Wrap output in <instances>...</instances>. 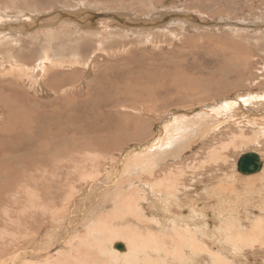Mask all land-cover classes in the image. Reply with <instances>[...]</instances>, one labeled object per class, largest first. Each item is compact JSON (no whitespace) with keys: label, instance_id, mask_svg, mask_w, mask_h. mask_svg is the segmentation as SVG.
<instances>
[{"label":"bare ground","instance_id":"1","mask_svg":"<svg viewBox=\"0 0 264 264\" xmlns=\"http://www.w3.org/2000/svg\"><path fill=\"white\" fill-rule=\"evenodd\" d=\"M171 9H162L164 11L158 15L148 18L117 14L115 20L118 22L114 24L123 30V34L152 30H164V33L174 25L197 30L202 26L219 29L224 25L223 30H236L235 23L220 22L223 24L220 25L216 19L197 21L199 19H195V12L190 8ZM88 10L83 6L48 10L44 16L50 21L38 19L43 13L30 11L36 16L31 17L18 11L24 20L20 16L21 22H17L19 17L15 18L16 28L8 24L11 21L0 11V49L5 48L0 50V84L3 79L9 80L0 88V104L8 112L2 113L0 118V221L6 223L0 228V264H247L251 259L263 264L264 75L261 78L259 74V77H253L247 73L252 59L250 47L247 49L236 41L225 43L214 38L212 42L221 54L215 48L214 52L223 56L216 55L217 60L213 62L218 70L212 71L215 66L207 69L208 76H188V68L180 59L175 70L170 72L174 78L171 75L159 78L156 74L136 75L135 81L143 78L148 79V83L135 87V84H124L128 81L124 82L122 76V85L112 86L114 95L110 96L111 91L104 95L106 89H101L104 90L102 94L93 84L106 82L105 75L102 79L97 76L101 68L96 67V61L105 52L102 48L108 30L103 33L102 29L108 26L105 15L100 19L106 23L101 20L93 23L90 18L96 17V13ZM167 16L170 21L164 24ZM216 16L222 15L217 13ZM57 20L63 21L68 28L73 27L70 34L76 36L73 43L79 38L84 39L81 49L68 41L69 46L62 45L59 41L63 39L58 35L54 38L59 40H56L59 47L54 45L56 52L46 38L47 43L36 61L26 60L27 54V58L20 61L13 56V47L9 46H16V40L13 44L8 40L13 33L29 36L37 28L43 31L45 27L40 28L41 22L47 25L52 21L55 24ZM256 23L254 26L260 29L261 25ZM154 24L158 27L153 29ZM239 24L237 26L250 25H246V21ZM86 25L97 28H85ZM181 28L179 30L183 31ZM253 29L256 31L257 28ZM111 32L115 36L116 31ZM91 37L96 38L93 41L96 49L89 56ZM258 49L255 50L261 52ZM117 53L112 50L105 59L122 55ZM116 68L117 65L104 69L113 73ZM79 69L83 74L80 78L74 79L73 73H67V70ZM242 73L247 75L241 77ZM90 74L93 79L89 78ZM234 74L238 76L237 82L225 86L228 90L220 91L221 88L217 90L220 85L209 84V80L217 75L218 81L225 83L229 79L227 76ZM168 85L177 93L187 90L193 94L189 96L190 101H186L187 96H181L187 104L177 108L188 110L215 100L219 105L202 106L200 112L194 111L196 114L193 111L168 113L171 107L167 105L169 110L164 107L162 111L158 110L153 102L154 93L155 96L163 94L166 102L174 98L168 95L171 90ZM29 91L34 93L30 95ZM245 93V96H237L239 101L228 100L231 95ZM32 96L36 102H32ZM60 103L67 107L60 109ZM119 109L125 111L119 112ZM160 125L162 128L159 129ZM155 126L158 130H154ZM240 150L252 151L251 154L258 157L260 170L249 175L239 173L238 160L248 154L241 153L236 163L237 174L233 159ZM259 150L262 154L257 152ZM110 165L113 166L111 172L102 174V168ZM65 187L68 194L64 192L65 197L59 203L56 198L60 196L55 195L53 199V193L56 191L55 194L61 195ZM17 204H21L20 215L14 217L9 208L15 209Z\"/></svg>","mask_w":264,"mask_h":264},{"label":"rangeland","instance_id":"2","mask_svg":"<svg viewBox=\"0 0 264 264\" xmlns=\"http://www.w3.org/2000/svg\"><path fill=\"white\" fill-rule=\"evenodd\" d=\"M5 1V2H4ZM7 1V2H6ZM10 1V2H9ZM31 1V3H29ZM47 1H49V5L47 4ZM132 1V2H131ZM155 1V2H154ZM156 1H158V0H134V2H133V0H44V2H42V0H41V3H40V0H0V8H2V10H0L1 11V14L4 16V17H6V18H9V21H11L10 23H8L10 26H12V28H16L15 27V25L17 24V22L21 19L20 18V16L22 17L23 15H21V14H27V15H29V16H31V17H36V16H34V14H32L31 12L34 10L35 11V13H39V14H42V15H40V16H38V17H41V18H38V19H47L48 17H46V16H44V14L46 13V11L48 12V10L49 11H51V10H53V9H55V10H64L65 9V7L66 8H73V7H78V6H83L84 8H86L87 10L88 9H90L91 8V10H88V11H94V12H92L93 14H95L96 15V17L95 16H92L90 19H91V21H93V23H98L100 20L101 21H103V22H105L104 20H106V24L105 25H107L108 26V28H104L103 27V29L102 30H104L103 31V33H105L106 32V30L105 29H107L108 31L106 32V42H105V44L103 45V43H102V45H103V50H105V52H103V54L101 55L102 57H100V58H98L97 59V61H96V63L98 64L96 67H100L101 69L99 70V72H98V74H97V76L98 75H100L99 76V78H101L102 79V77H103V75H105L106 76V82L105 83H103L102 85L101 84H99V85H96L95 83L93 84V87H98V89H99V91L101 92H103L105 89V91H104V95H107L108 93H110V91H111V94H110V96H113L114 94H113V91H114V89H112V86H114L115 85V87L117 86V85H119V84H121V82L123 83V80H124V82H127V83H124V84H128V83H130V86H133L134 84L136 85H134L135 87H137L138 86V84L140 85V86H142L143 87V84H146L147 85V83H148V79H143V78H140V80L141 81H135V76L137 75H141V77L142 76H144V75H153V74H156L157 75V77L159 78L161 75H165V76H167V75H171L172 77L174 76V75H172L171 73L175 70V68H176V66H177V63H179V61H180V59L181 60H183L184 62H185V67L186 68H188L187 70L188 71H186L187 73H188V76H195V77H197L198 75H200V76H208V71H207V69H213L214 68V66H215V68H214V70H212V71H216V70H218V68H217V65H216V62H213V61H216L217 60V58H216V55H218L219 53L221 54V52L217 49V47L214 45L215 43L214 42H212V40L214 39V40H218V41H225V43L227 42H229L230 43V41L231 42H235V43H240L241 44V46H246V48L248 49L249 47V51L251 50V55H252V59L250 60V67H249V69H250V71L248 72V70H247V73H250L253 77H254V75H257L258 76V74H259V76H261V78H262V76L264 75V69L262 68L263 66H264V60L263 59H260V58H264V51H262V50H264V44H263V41H264V10L262 9V11H260L261 10V8H264V0H250L251 1V3L253 4V7H250L252 4H250L249 2V0H183V1H181V0H159L158 2H161V3H159L158 4V2H156ZM173 3H172V2ZM253 1V2H252ZM255 1V2H254ZM2 2V3H1ZM35 2H37V3H35ZM46 2V3H45ZM77 2H80V3H77ZM145 4H144V3ZM261 2V3H260ZM13 3H15V4H13ZM44 5H47V6H44ZM50 3H52V4H50ZM55 3V4H54ZM155 3L157 4V5H155ZM176 3V4H175ZM185 3V4H184ZM189 3V4H188ZM10 4L12 5V6H10ZM33 4V7H31V5ZM36 4V5H35ZM38 4V5H37ZM150 4V5H149ZM175 4V5H174ZM258 6H257V5ZM263 4V5H262ZM7 5V6H6ZM14 5V6H13ZM57 5V6H56ZM131 5V6H130ZM148 5V6H147ZM159 5H162V7L161 6H159ZM166 5H169V6H167V9H168V7H169V9L170 8H172L171 10H175L176 9V7L177 8H185V9H188V8H190L189 10H193L195 13H193V16L195 17V19H199V20H197V21H200V20H202V21H210V20H212V19H216L215 21H216V23H224V22H227V23H230V24H233V23H235V25L237 26V25H240L239 23L241 22V23H244L245 21H246V25H249V27H241V26H235V31H227L225 28H224V30L222 29L223 27H224V25L223 24H221L220 23V25H223L222 26V28H212V27H209V26H202V28L201 29H198L197 30V28L195 29L194 27H188V28H190V29H188L187 27V29L186 28H181V27H179L178 25H174V26H169L168 28H167V30H165V32L163 33V31L161 32V31H159V30H152V31H149V33L150 32H154L153 34L152 33H147L148 31H142V32H140V33H130V32H125L124 34L125 35H127V37L123 34V30L121 29V28H119L116 24H114L117 20H115L117 17H116V15L118 14V15H127V16H129V17H131V18H148L149 16L151 17L152 15H154V16H156V15H158L161 11H166L167 9L166 8H164V7H166ZM172 5L173 6H175V9H173L174 7H172ZM259 5H261V6H259ZM3 6H4V8H3ZM8 6H10V7H8ZM49 6V7H48ZM61 6V7H60ZM85 6H87V7H85ZM89 6V7H88ZM159 6V7H158ZM186 6V7H185ZM27 7V8H26ZM33 8V9H31V8ZM46 7V8H45ZM48 7V8H47ZM116 7V8H115ZM158 7V8H157ZM188 7V8H187ZM248 7V8H247ZM250 7V8H249ZM260 7V8H259ZM10 8V9H9ZM12 8V9H11ZM38 8V9H37ZM44 9V11L42 12H40V10H43ZM61 8H63V9H61ZM102 8V9H101ZM164 9V10H162V9ZM253 8V9H252ZM256 8H259L260 10H258V9H256ZM21 9V10H20ZM24 9V10H23ZM101 9V10H100ZM107 9V10H106ZM120 9V10H119ZM133 9V10H132ZM146 9V10H145ZM151 9V10H150ZM160 9V11H158ZM255 9V10H254ZM6 12H5V11ZM20 10V11H19ZM26 10H28V11H26ZM39 11V12H36V11ZM150 10V11H149ZM9 11V12H8ZM19 11V12H18ZM31 11V12H30ZM33 11V12H34ZM97 11H98V13H97ZM149 11V12H148ZM152 11V12H151ZM153 11H154V13H153ZM192 11V12H193ZM21 13V14H18V13ZM26 12V13H25ZM103 12H105V13H103ZM119 12V13H118ZM127 12V13H126ZM147 12H148V14H147ZM260 12V13H259ZM4 13V14H3ZM17 13V14H16ZM122 13V14H121ZM125 13V14H124ZM146 13V14H145ZM151 15H150V14ZM218 13V15H222V16H216V14ZM7 14V15H6ZM49 14V13H48ZM84 14V13H83ZM99 14V15H98ZM111 14H113V16L111 15ZM114 14H115V16H114ZM47 15V14H46ZM106 17H105V16ZM141 15H143V17H141ZM224 15V16H223ZM17 16V17H16ZM44 16V17H43ZM103 18V16H104V20L103 19H100L101 17ZM146 16V17H145ZM200 16H202L201 18H200ZM226 16H227V18H226ZM10 17H11V19H10ZM19 17V19L17 20V22L15 21L16 19L15 18H18ZM96 19H95V18ZM97 17H98V21H97ZM111 17V18H110ZM212 17V18H211ZM217 17V18H216ZM226 19H225V18ZM110 18V19H109ZM221 18V19H220ZM107 19H109V20H107ZM223 19V20H222ZM263 19V20H262ZM24 20V18L22 17V21ZM48 20L50 21L51 19H49L48 18ZM94 20H96V21H94ZM165 21H164V24H167L168 23V21H170V19H169V17L167 16L165 19H164ZM167 20V21H166ZM219 20H221V21H219ZM228 20V21H227ZM233 20H236V21H233ZM252 20V21H251ZM111 21V22H110ZM230 21H232V22H230ZM239 21V22H238ZM251 21V22H250ZM257 23H256V22ZM16 22V23H15ZM20 22H21V20H20ZM57 23H55V24H53V21L52 22H48V28H50V27H52L53 26V28H55V29H53V28H50V29H48L47 28V25H45L46 24V22L45 23H43V22H41L40 23V25L42 26V27H40V28H44L43 29V31L40 29L39 30V28H37L36 30H39V31H36L35 30V32H34V30L32 31V32H34V33H32L31 32V34L28 36V35H24L23 33H21V35L19 34V33H13L11 36H10V38H8V40H12V43L11 44H13V42H14V40H16L15 41V44H16V46H9L10 48H12L13 47V56H15L16 57V59L17 60H19L20 61V59H26L27 58V56H28V58L26 59V60H34V61H36V59H37V55H38V53L40 54L41 53V50H42V47H43V45H45V43H47V42H49V43H51V45H52V48L54 49V45H55V48H56V46H58V42L57 41H59L58 39H55L54 40V38H56V37H58V35H60L61 36V39H63V40H61V41H59V43H62V45H64V46H69L68 45V42L70 43V44H72L73 43V41H74V39L76 40V36H70V34H72L73 33V27H69L68 28V26L67 25H64V23H63V21H60V22H58V20L56 21ZM75 22V21H74ZM118 22V21H117ZM211 22V21H210ZM236 22H238L237 24H236ZM256 23V25L258 26H260V29H258V27H256V26H254V24L253 23ZM60 23H61V25H60ZM253 25H252V24ZM51 24H52V26H51ZM58 24V25H57ZM112 25L113 26V28H112V26H109V25ZM56 25V26H55ZM9 26V27H10ZM62 26V27H61ZM85 26V25H84ZM87 27H85V28H90V27H92V26H88V25H86ZM155 26V27H154ZM178 26V27H177ZM64 28L63 30L62 29H58V28ZM156 27H158V25H156V24H154L153 26H152V28L154 29V28H156ZM174 27H176V28H174ZM243 28V30L241 29V28ZM250 27H252V28H250ZM11 28V27H10ZM11 28V29H12ZM57 28V29H56ZM93 28V27H92ZM95 28H97V27H94L93 29H95ZM112 28V29H111ZM182 29L183 31H181V30H179V29ZM245 28H247V29H245ZM250 30H249V29ZM253 28H257L256 29V31H255V29H253ZM261 28H262V30H261ZM71 31V33L69 32V30ZM93 29H91V30H93ZM119 29V30H118ZM121 29V30H120ZM169 29L171 30V29H173V30H171L170 32H169ZM185 29V30H184ZM192 29H194V30H192ZM212 29V30H211ZM251 29H252V31H254V33L251 31ZM47 31V33L49 34V32H52V30H53V32L52 33H50V34H52V36L49 34V36L47 35V33H46V31ZM50 30V31H49ZM56 30V31H55ZM57 30H59V31H57ZM68 30V31H67ZM151 30V29H150ZM176 30V31H175ZM179 30V31H178ZM237 30H239V31H237ZM246 30H248V31H246ZM5 31V30H4ZM7 31V30H6ZM40 31L42 32V34L40 33ZM44 31H45V33H44ZM61 31H63V32H61ZM66 31V32H65ZM111 32V31H113V33H115V31H116V33H115V36H114V34H112V32L111 33H108V32ZM160 33H159V32ZM186 31V32H185ZM190 31V32H189ZM245 31V32H244ZM251 31V32H250ZM259 31H262V33L260 32L259 33ZM38 32V33H37ZM61 32V34H59ZM65 32V33H64ZM146 32V33H145ZM158 32V33H157ZM175 32V33H174ZM189 32V33H188ZM256 32V33H255ZM36 33H37V35H42V36H39V38H38V36L36 35ZM117 33H118V35H117ZM142 33V34H141ZM168 33V34H167ZM186 33V34H185ZM16 34H18L17 36H16ZM44 34H45V39H44ZM54 34H55V36H54ZM63 34H65V36H63ZM67 34V35H66ZM111 34V35H110ZM120 34V35H119ZM133 34V35H132ZM140 34V35H139ZM155 34V35H154ZM173 34H175L174 36H173ZM24 35V36H23ZM36 35V36H35ZM83 35L85 36V34L83 33ZM116 35L118 36V38L116 37ZM122 35H124L125 37H123ZM144 35H146L145 37H143ZM13 36H15V37H13ZM34 36V38H32ZM47 36V37H46ZM63 36V37H62ZM82 36V35H81ZM149 36V37H148ZM172 37V38H175V39H172V38H169L170 39V41H169V39L166 41V39L168 38V37ZM180 36V37H179ZM240 36V37H239ZM23 37V38H22ZM32 39H31V38ZM49 37V38H48ZM50 37H53V39L52 38H50ZM69 37V38H68ZM75 37V38H74ZM136 37V38H135ZM161 37V38H160ZM178 37V38H177ZM46 38H47V42H45V40H46ZM92 38V39H91ZM90 39H89V41L91 42L90 43V53H89V56L92 54V52H94L95 51V49H96V43H95V45H94V42H95V40H96V38H94V37H91ZM109 38V39H108ZM122 38V39H121ZM151 38V39H150ZM166 38V39H165ZM194 38H196V39H194ZM237 38V39H236ZM239 38V39H238ZM260 38V39H259ZM18 39H19V41H18ZM36 39H38V41L36 40ZM72 39V40H71ZM78 39V38H77ZM81 38H79V41L77 40V43L76 42H74L72 45H74L75 47L77 46V48H80L81 49V47H82V43L84 42V39H81ZM143 39H148L146 42H144V40ZM162 41H161V40ZM176 39L179 41L180 40V43L177 41L176 42ZM192 39H194V40H192ZM33 41V42H31V41ZM39 40H40V42H39ZM49 40H51V42L49 41ZM57 40V41H56ZM66 40V41H65ZM92 40V41H91ZM130 40V41H129ZM140 40H142L141 42H140ZM166 42H165V41ZM174 40V41H173ZM191 40V41H190ZM198 40V41H197ZM230 40V41H229ZM253 40H255V41H253ZM42 41V42H41ZM56 41V42H55ZM62 41H64V42H62ZM68 41V42H67ZM94 41V42H93ZM128 41V42H127ZM138 41H139V44H138ZM151 41V42H150ZM153 41V42H152ZM172 41V42H171ZM19 43V44H17V43ZM55 42V43H54ZM72 42V43H71ZM97 42V41H96ZM132 42V43H131ZM134 42H136L137 44H138V47L136 46L137 44L135 43L134 44ZM155 42H156V44H155ZM163 42V43H162ZM165 42V43H164ZM210 42V43H209ZM259 42H260V44H259ZM261 42H262V44H261ZM31 43V44H30ZM35 43V44H34ZM54 43V44H53ZM124 43H127L126 45H124ZM142 43V44H141ZM244 43V44H243ZM252 43V44H251ZM256 45V48H255V46H253L254 44ZM66 44V45H65ZM91 44H93V46L91 45ZM113 44V45H112ZM130 44H131V46H130ZM143 46L144 45V47H142L141 45ZM155 44V45H154ZM161 44V45H160ZM248 44V45H247ZM258 44H259V46H258ZM41 45V46H40ZM84 45V44H83ZM123 45V46H122ZM129 45V46H128ZM134 45V47H132ZM152 45V46H151ZM166 45H168V46H166ZM214 45V46H213ZM252 45V46H251ZM260 45H262L261 47H260ZM121 46V47H120ZM137 48H136V47ZM141 46V47H140ZM146 46V47H145ZM149 46V47H148ZM59 47V46H58ZM119 47H120V49H119ZM126 47H128V49L126 48ZM212 47V48H211ZM125 48V50H123V49ZM139 48V49H138ZM145 48H146V51H145ZM214 48L216 49V50H218V52L219 53H217V52H214L215 50H214ZM258 49V48H260V50L259 51H261V52H258L257 50H255V49ZM5 48H1L0 50H4ZM133 49V50H132ZM135 49H137V50H135ZM254 49V50H253ZM262 49V50H261ZM113 50V52H118L117 53V55L120 53V54H122V55H125L124 57L122 56H118V57H116L115 59L113 58L114 56H112V57H107L106 59H105V57L107 56V53L108 52H110V51H112ZM115 50V51H114ZM121 50V51H120ZM126 51V52H123V51ZM139 50H141V51H139ZM143 50H144V52H143ZM209 50H211V51H209ZM135 51H137V52H135ZM139 51V52H138ZM148 51V52H147ZM253 51H254V53H253ZM53 52H56L55 51V49L53 50ZM131 52H132V54L133 55H135V56H133L132 54H131ZM207 52V53H206ZM212 52V53H211ZM129 53V54H128ZM206 53V54H205ZM209 53V54H208ZM26 54H27V56H26ZM106 54V55H105ZM128 54V55H127ZM138 54H140L141 55V58H140V55H138ZM219 54V56H223V55H220ZM259 54H261V55H259ZM19 55V56H18ZM22 55H23V57H22ZM41 55V54H40ZM259 55V56H258ZM263 55V56H262ZM86 56V55H85ZM182 56V57H181ZM22 57V58H21ZM131 57L133 58V59H131ZM185 57V58H184ZM211 57V58H210ZM214 57V58H213ZM254 57V58H253ZM119 58H120V60H119ZM130 58V59H129ZM134 58H136L135 59V61H134ZM184 58V59H183ZM220 58V57H219ZM139 59L141 60V61H139ZM211 59H212V63H211ZM215 59V60H214ZM115 60V61H114ZM118 60V61H117ZM131 60H133L134 62H132ZM255 60V61H254ZM259 62H258V61ZM261 60V61H260ZM32 62V61H31ZM112 62V63H111ZM258 62V63H257ZM136 63H137V65H136ZM142 63V64H141ZM188 63V64H187ZM262 63V64H261ZM31 64V63H30ZM113 64V65H112ZM120 64V65H119ZM121 64H123V65H121ZM213 64V65H212ZM115 65H117V68H116V72H115V70H113V73L111 72V70L110 69H107V70H105L104 68L105 67H113V66H115ZM120 67H119V66ZM150 65V66H149ZM198 65H200V66H198ZM255 65V66H254ZM256 65H257V67H256ZM263 65V66H262ZM141 66V67H140ZM259 66V67H258ZM119 67V68H118ZM124 69H123V68ZM190 67V68H189ZM192 67H193V69H192ZM200 67H201V69H200ZM9 67L7 66V69H8ZM121 68V69H120ZM149 68V69H148ZM253 68V69H252ZM190 69V70H189ZM216 69V70H215ZM255 69V70H254ZM263 69V70H262ZM110 71V72H109ZM124 71H129V74H127L128 72H126V73H124ZM263 71V72H262ZM66 72V71H65ZM76 72H78V73H75ZM123 72V73H122ZM167 72V73H166ZM171 72V73H170ZM262 72V73H261ZM67 73H73V76L71 75V77L72 78H80L81 77V75H83L82 74V70H73V72H71L70 70H67ZM134 73V74H133ZM161 73V74H160ZM201 73V74H200ZM247 73H242V74H244V75H241V77L242 76H246L247 75ZM75 74V75H74ZM133 74V76H131V75ZM238 74H241V73H238ZM120 75V76H119ZM80 76V77H79ZM124 77V79L121 81L120 80V78L121 77ZM126 76H129V77H126ZM237 75H232V76H230V75H228L227 77L229 78L228 80H226L225 81V83L224 82H220V81H218V75H217V77L215 78V79H210L209 81V84L210 85H215L216 87L218 86V85H220L218 88H217V90H219L220 88H221V90L220 91H225V90H228V89H226L228 86H231L233 83H235V82H237V80L236 79H238L237 77H236ZM240 76V75H239ZM257 76H255V77H257ZM258 76V77H259ZM126 77V78H125ZM89 78H91V79H93V75L92 74H90V77ZM116 78V79H115ZM134 78V79H133ZM174 78V77H173ZM260 78V79H261ZM126 79V80H125ZM129 79V80H128ZM199 79H202V78H199ZM5 80V81H4ZM9 80L8 79H3V83H1L0 84V88L2 87L1 85H3L4 86V84L5 83H7ZM132 81V82H131ZM143 81V82H142ZM103 82V81H102ZM213 82V83H212ZM149 83H150V81H149ZM133 84V85H132ZM152 83H150V85H151ZM221 84H223V88H222V85ZM228 84V85H227ZM122 85V84H121ZM154 85H156V84H154ZM225 86H227V87H225ZM47 87V86H46ZM103 87V88H102ZM134 87V88H135ZM151 87V86H150ZM105 88V89H104ZM132 89H133V87H131ZM168 88L169 89H171L170 91H169V96L171 95L172 97H174L172 100H167V102H168V104H170V105H168L167 104V102L166 101H164L163 100V97H164V95L163 94H157L156 96H155V93H154V97H153V102L155 101V103L157 104L156 105V107L158 108V110H161L162 111V109H163V107L164 108H170V110H169V108H168V113H171V112H176V113H192V111H193V113H195L196 114V112H200L201 111V109H200V107L203 109V107L205 108V106H207V105H211V106H217V105H219V102H215V101H217V100H215V101H212V102H209V103H206V104H204V105H199V106H196V107H194V108H187L188 110H186V108H177L179 105H182V106H185V104H187V103H184L185 101H183L182 99H180V98H182L181 96H183L184 97V95L185 96H187L188 97V99H186V101H190L189 99V96L191 97L193 94H191V92H187V90L186 91H182V92H179V93H177L175 90H173V88L170 86V85H168ZM101 89H104V90H101ZM223 89V90H222ZM135 90V89H134ZM108 91V92H107ZM212 91H215V88L214 89H212ZM32 92L34 93V91H29V94L30 95H32ZM101 92V93H102ZM253 92H255V91H253ZM256 92H260L259 90H256ZM215 93V92H214ZM213 93V94H214ZM103 94V93H102ZM102 94L100 95L101 97H102ZM178 94V95H177ZM247 93H245V94H234V95H231L230 96V98L228 99V100H232V101H234V99L235 100H238V98L239 97H241V96H245ZM177 95V96H176ZM179 95H180V97H179ZM200 95H202V94H200ZM241 95V96H240ZM82 95H80V97H81ZM233 96V97H232ZM237 96H239V97H237ZM18 97H20V95H18ZM40 97V96H39ZM177 97H179V99L177 98ZM212 97V96H211ZM210 97V98H211ZM235 97V98H234ZM31 98V97H30ZM41 98V97H40ZM156 98V99H155ZM33 99H35V98H33V96H32V98H31V100H32V102H34L35 100H33ZM193 99V98H192ZM41 100V99H40ZM181 101H183V103L181 104L180 102ZM219 101V100H218ZM239 101V100H238ZM36 102V101H35ZM38 102V101H37ZM41 102H43V101H41ZM49 103H52L53 101H48ZM160 102V103H159ZM43 103H45V102H43ZM176 103H178L177 105H176ZM172 104V105H171ZM66 104L64 103V104H62V103H60L59 105H58V107L60 108V109H63L64 107H67V106H65ZM165 105H167V106H165ZM177 106V107H176ZM203 106V107H202ZM92 107H94V106H92ZM176 107V108H175ZM198 107V108H197ZM87 109H88V107H87ZM198 109V110H197ZM200 109V110H199ZM245 109V108H244ZM100 110H103L102 108L100 109ZM174 110V111H173ZM177 110H179V111H177ZM183 110V111H182ZM117 111H118V108H117ZM122 111H125V110H122V109H119V112H122ZM184 111H186V112H184ZM194 111H196V112H194ZM244 111H246L247 113H249V111L247 110V109H245ZM76 111H74V113H75ZM2 113H8L7 111H5L4 109H2V107H1V104H0V118H1V116H2ZM76 113H78V112H76ZM84 113H88V112H86V111H84ZM93 113V112H92ZM94 113H96L95 111H94ZM63 114H65V113H63ZM63 114H61V118L62 119H64V115ZM186 115H188V114H186ZM158 128V126H155V128H154V130H156ZM160 128H162V126L160 125L159 126V129ZM158 130V129H157ZM57 144V143H56ZM131 148H134L133 146L131 147ZM130 149V148H129ZM261 149V148H260ZM196 150H198V148L197 149H195V151H193V152H196ZM251 150V149H250ZM252 151H246V150H244V151H242V150H240V151H237V157H235L234 159H233V163L235 164V171H236V173L237 174H239L238 172H237V170H236V163H237V160H238V158H239V156L241 155V153L242 154H244V153H251ZM257 152H260L261 153V150H259V151H257ZM262 154V153H261ZM262 156V155H261ZM105 167H109L108 169L107 168H105ZM105 167H103L102 168V174L103 173H105V174H107L106 173V171L108 172L109 171V173L111 172V170L113 169V166L112 165H110V166H105ZM111 167V168H110ZM105 170V171H104ZM66 189V187L63 189V190H61V195H59V194H55V190H53V191H55L53 194H54V196H53V199H55L57 196H60L59 198L57 197L56 199H57V201L60 203L61 202V200L65 197L64 196V190ZM52 191V192H53ZM66 191H67V189H66ZM81 192V191H80ZM57 193H59V192H57ZM65 193H67V192H65ZM63 194V195H62ZM68 194V193H67ZM74 194H76V193H74ZM55 195H56V197H55ZM50 198H51V196H50ZM50 198H49V201H50ZM56 201V200H55ZM57 202V203H58ZM45 203H46V205L47 206H49L48 205V202H46L45 201ZM58 203V204H59ZM18 206V207H17ZM18 209V210H15V209ZM19 208H21V204H17L16 206H15V209H13V208H9V209H12L13 210V216L14 217H17L18 215H20L19 214V210H21V209H19ZM1 209H2V207H1ZM6 223H4V222H1L0 221V228H3L4 227V225H5ZM17 226H19V223H17ZM249 263L250 264H260L259 263V261H254V259L252 260H250L249 261ZM249 263H247V264H249ZM264 264V263H263Z\"/></svg>","mask_w":264,"mask_h":264},{"label":"water","instance_id":"3","mask_svg":"<svg viewBox=\"0 0 264 264\" xmlns=\"http://www.w3.org/2000/svg\"><path fill=\"white\" fill-rule=\"evenodd\" d=\"M261 165L258 163V157L254 154H244L238 160V172L249 175L260 170Z\"/></svg>","mask_w":264,"mask_h":264}]
</instances>
